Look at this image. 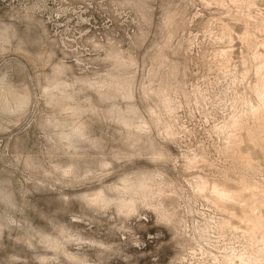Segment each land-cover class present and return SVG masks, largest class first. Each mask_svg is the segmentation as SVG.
Returning <instances> with one entry per match:
<instances>
[{
    "label": "rangeland",
    "instance_id": "obj_1",
    "mask_svg": "<svg viewBox=\"0 0 264 264\" xmlns=\"http://www.w3.org/2000/svg\"><path fill=\"white\" fill-rule=\"evenodd\" d=\"M0 264H264V0H0Z\"/></svg>",
    "mask_w": 264,
    "mask_h": 264
}]
</instances>
